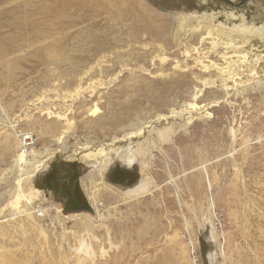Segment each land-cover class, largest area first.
I'll use <instances>...</instances> for the list:
<instances>
[{
  "label": "rangeland",
  "instance_id": "374dc122",
  "mask_svg": "<svg viewBox=\"0 0 264 264\" xmlns=\"http://www.w3.org/2000/svg\"><path fill=\"white\" fill-rule=\"evenodd\" d=\"M229 1L128 0L126 12L122 0L93 8L88 0H0V54L23 55L18 23L26 18L48 29L40 39L43 47L20 61L13 83L0 84L7 87L3 101L16 130L36 135L34 161L47 156L48 145L56 148L48 141L52 133L41 134L38 125L28 126L17 115L40 93L58 104L72 84L68 73L82 60L102 50L112 61L132 49L131 60L150 67L142 46L153 54L159 44L171 73L167 79L135 71L131 81L130 73H122L104 97L106 118L98 126H82L76 118L68 150L84 149L94 139L99 145L109 143L106 137H137L148 128L132 146L140 153L145 145L149 152L133 168L113 163L100 203L81 185L91 169L80 157L89 149L74 159L57 156L31 178V187L41 193L36 222L13 213L18 170L31 161H15L0 138V264H264V97L259 95L264 85H258L264 84V46L249 39V58L259 60L239 71L245 85L238 86L232 80L221 83L210 63L217 56L197 38L206 24L215 29L264 23V0ZM8 4L12 9L4 12ZM181 25H188V33L198 31L181 34L176 42ZM153 28L165 43L152 36ZM176 65L183 70L173 75ZM192 110L185 121L173 116ZM164 135L168 138L161 142ZM149 178L150 186L140 191ZM41 211L47 214L42 217ZM76 212L85 215L74 217Z\"/></svg>",
  "mask_w": 264,
  "mask_h": 264
},
{
  "label": "bare ground",
  "instance_id": "6f19581e",
  "mask_svg": "<svg viewBox=\"0 0 264 264\" xmlns=\"http://www.w3.org/2000/svg\"><path fill=\"white\" fill-rule=\"evenodd\" d=\"M104 1L106 0H88L87 6L93 8ZM127 1L128 0H122L121 4L122 10L126 12L129 11L128 3H130H126ZM226 1H228L229 4H232L231 1ZM2 9L4 12H8L12 9V5H5ZM231 16L235 17L232 14ZM137 20H139V15ZM18 26L22 27L18 39L21 40V46L24 50L23 55L19 57L15 51H9L10 53H8L10 55L6 54L5 52L0 54V84L2 83L6 86L12 84L15 79L16 72L22 70V64L20 61L24 62L28 58H32L34 53H37L43 47V42L40 39L42 37V33L44 31H48V29H43L42 24L37 20L30 21L28 18L18 23ZM187 26L188 25H181L179 30L175 33L174 40H176V42L181 40V36L186 38L189 33L194 34L198 31H189L188 33V30H184V28ZM201 30L204 34H198V44L203 45L205 42H207L209 44L208 49L211 54L217 56L216 61L209 62L211 63V66H213V70L216 72V75L221 83L225 84L227 81L232 80L234 83L238 82V86H244V82H241L242 79L239 80L241 78L239 76V71L243 70V68L249 67L250 65L253 66V64H256L259 60V57L257 56H255L253 60L249 58L252 51L249 39L254 38L261 43L260 47L264 46V23L260 26H255L253 24L250 26L237 24L232 27L222 26L219 24L216 25L215 29L209 24H206L203 25ZM149 31L152 32L153 37H157V41L160 44L165 43V41L162 42L161 39L163 37L159 35L157 28H153V30L151 29ZM58 37L59 35H57V38ZM86 40L87 39H85V41L83 40V42L87 43ZM80 42L82 41L80 40ZM142 47L146 48V51L144 50L145 52H143V54L149 57L150 67L140 65V63L135 60L132 61L131 58L134 55V53H132V49L130 51H122L121 53H118L116 55L117 58H113L112 61L111 59H108L105 52L100 50L99 52H96L90 56L88 59L84 61L82 60L76 70L68 73L73 75L72 84L63 91L61 94V100L57 101L58 104H49L47 96L44 95L45 92L40 94L37 93V96L29 100L28 104L21 110V114L17 115V117L22 119V121L28 126L38 125L41 134L52 133V135L49 136L48 141L54 143L56 146L55 149H51L50 145H48L47 156L39 162L38 160L34 161L37 156L36 152L34 151V147L37 142L36 135H34L33 132H22L16 130V125L12 122L13 119H11L8 115V108H10V106L6 105L3 101L7 87L0 88V138L2 140V144L5 146L15 161L19 163L31 161L30 163H24L23 169L18 170L20 179L18 180L16 188L14 189L15 192L13 194V200L10 203L11 207L9 210H12L13 213L25 214L27 216V221L30 224H33L37 221V219H39V217L36 215V210L34 207L35 204H37L36 200H38L41 193L31 187V183L33 181H31V178L34 177L40 168L44 167L46 164H48V162L53 161V159L57 156H64L63 158L66 160L74 159L78 152H83L90 149L88 153L80 157V161L91 169L88 176L81 180V185L86 190V192H90V195L92 196V202L100 203V193L105 188L108 189V185H106V179L108 178L107 174L113 163L118 162L119 164H124L129 168H133L134 163L137 162V159L141 157V154L149 152V150L146 148L147 146L145 145L140 146V153H138L137 148H135V151H133L132 146V139L134 138L135 141L140 142V137L143 134H146L148 128L142 129L137 137H135L134 134H127L123 137V139H119L115 136L112 138L106 137V139L109 141L108 144L102 143L96 145L98 140L94 139L85 145L84 149L68 150L66 146L67 139L74 137L75 131L77 129V122L79 121L75 122L76 118L80 119V124L82 126L91 125L94 127L98 126L99 123L104 118H106L103 111L104 97L112 85H115L120 81L122 73H130L128 76L130 81L134 80L132 75L136 73L135 71H138L140 74L139 76L142 75L168 79L171 73L167 71L168 67H165V65L169 64V62L164 53V47L159 44L154 46L153 54L149 53V49L146 45ZM199 50V48L196 49V53H199ZM76 51L77 50L73 52ZM184 52L186 55L189 54L186 50H184ZM140 54L141 53H137V55ZM106 59H108L112 64H107ZM205 69L207 70L208 68L205 67ZM174 70L175 71L172 73L173 75H175L177 71H182L183 67L176 65ZM252 73H250L249 76H252ZM68 74L65 77H67ZM246 84H249V81H247ZM258 85L263 87L264 84L259 82ZM259 95L264 97V92L260 93ZM194 112L195 110L177 114L173 113V116H176L178 118V122H181L188 119V117H190ZM177 118L174 120L171 117L170 120L176 121ZM166 124H169L167 119ZM152 126L157 128L160 127L157 124H153L151 127ZM167 138L168 137L166 135L161 136V142H166L165 139ZM261 138L262 136H259L257 140H260ZM29 157L31 159H29ZM145 166L147 167L146 164ZM149 180L150 178L145 179L144 182L147 183L143 184L140 191L143 192V190H146L145 188L147 186H150L148 185L150 184L148 183ZM130 192L131 190H129L126 194L128 195ZM103 193L105 192L103 191ZM42 208L44 207H41V209ZM96 210L97 213H99L98 207H96ZM41 212L42 217L47 214V211ZM60 212L61 211L59 209H55V215H59ZM84 215L85 214L83 213L77 212L73 214L74 217Z\"/></svg>",
  "mask_w": 264,
  "mask_h": 264
}]
</instances>
